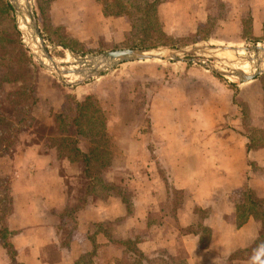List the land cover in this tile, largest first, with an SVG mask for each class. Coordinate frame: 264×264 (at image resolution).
<instances>
[{
	"label": "crops",
	"instance_id": "1",
	"mask_svg": "<svg viewBox=\"0 0 264 264\" xmlns=\"http://www.w3.org/2000/svg\"><path fill=\"white\" fill-rule=\"evenodd\" d=\"M11 1L0 0V38L5 30L13 40L6 56L0 50L3 61L24 43ZM110 2L118 3L34 0L33 15L44 43L108 51L131 27L123 14L107 13ZM154 13L160 35L176 42L264 40V0H163ZM118 66L94 87L26 85L37 99L33 120L0 156L13 252L0 240V264H255L264 241V74L233 82L190 59ZM71 94L96 97L107 118L111 155L91 179L83 163L56 159L35 135L34 121L43 116L54 128L51 114Z\"/></svg>",
	"mask_w": 264,
	"mask_h": 264
},
{
	"label": "rangeland",
	"instance_id": "2",
	"mask_svg": "<svg viewBox=\"0 0 264 264\" xmlns=\"http://www.w3.org/2000/svg\"><path fill=\"white\" fill-rule=\"evenodd\" d=\"M18 1L21 5H24L25 3V0H18ZM29 1H30L29 5L31 7V10L35 15L36 6L34 3V0H29ZM115 2H118V3L113 4L110 2L109 4H107V13L110 14L111 16L114 15V13L115 14L118 13L119 15L123 14L124 17L130 21L131 27H130V32L125 36L124 38L125 40L123 41V43L111 45L112 47L111 50H108V51L102 50L103 46H97V47H94L95 49H91V48H85L83 46H78V45H73L70 49H68V48H63L61 46L60 47L56 46L55 44H49L45 42V45L48 49L50 56L52 57L53 61L57 64V68L61 71V75H58L53 70L52 65L45 58L40 47L39 46L36 47L37 43L39 45V41L37 42L36 39L35 40L33 39V36L34 37L36 36L34 35L31 27H30L31 32L27 28L26 24H28V19L25 17L23 21H20L18 25H19V28L23 36V41H24L23 46L25 49L29 51V54L32 56L33 61H34L33 62L34 63L33 75L30 74L24 77L21 80L23 82L22 86L29 84L30 79L31 81L32 79H35V81L38 80L39 82L42 81L41 82L42 85L46 84V85H50L52 87H57L61 89H63L62 87H71V90H78V89H81V87L86 88V86L94 87L96 86V84L101 85L99 81H97V79L100 78L101 76L110 74V72H112L121 63L113 64V66H108V65L105 66L102 69L101 75L97 77H85V76H75V75L69 76V73L67 71L74 70V69L87 71L90 67L92 68L95 66L96 61L94 60L97 57H99L101 54L105 52H109V51H115V50L132 49V47H134L136 43L141 42V41H142L141 45L144 47L133 48V49H144V48H147L149 44L151 45L152 43L156 44V43H161V42L166 43V46L169 48L175 47L178 45L181 46L183 44L184 49L187 51H190L183 56L184 58L194 60L196 64H199L201 66L203 65L207 67L208 69H210L209 67L211 66L213 67V70L217 71V74H221L223 78H226V80H230L233 82H235L236 79L225 75L224 74L225 72L227 73L230 70L238 69L239 67H241L244 70V72H246L249 75L256 74V72L258 71V70L253 71L252 70L253 68L249 67L248 65H243V63L249 64L251 61L247 62V59L249 58L254 59L255 55L259 53V51H257V53L254 51L256 46H260L261 49L264 51V40L263 41L258 40L255 42L246 41V42L240 43L235 46L219 45V44L217 45V43H215L216 45L215 44L209 45V44H204V43L194 45V44H191V41H193V38H188V37L184 38L181 42H176L172 40L170 37L164 38L162 37V35H160V31L158 28L159 23L155 17L154 10H149L146 14V17H143L144 6L147 0H115ZM145 21L146 23H148L146 26H145ZM29 25H30V22H29ZM203 34H204L203 36L201 34L200 36L205 37V34H206L205 30L203 31ZM194 39H198V38H194ZM15 47H13L14 50H15ZM10 49L12 52V48ZM12 53L14 55L17 54L15 51H13ZM252 53L255 55H253ZM258 56H260V54ZM216 71H213V72H216ZM259 74H264V70H261ZM107 87L112 88V85L110 82H108ZM91 89L89 91H91ZM91 92H93V90ZM1 98H2V95L0 96V99ZM74 100H75L74 94L66 96L64 104H63V109H62V110L67 109V112L72 113L71 116H73L74 110H75V106H73ZM0 108H3V107L0 106ZM3 112H6V107L4 108ZM51 117H52V114H51ZM53 118H54V128L50 127L48 129L46 125L43 124V122L45 121V118L43 116H40L39 118V120L43 122L34 121L33 123L34 130L36 133L35 134L36 138L40 140L42 143H44L46 138H55L57 136L59 138V136H67V135L71 136L73 132L72 129H69V130H66V132H62L60 134L59 124L56 118L55 117ZM56 128L58 130H56ZM53 129L56 130V133L54 134L51 131ZM14 142H13V145H14ZM10 151L11 149L7 148L4 150V153L10 152Z\"/></svg>",
	"mask_w": 264,
	"mask_h": 264
},
{
	"label": "trees",
	"instance_id": "3",
	"mask_svg": "<svg viewBox=\"0 0 264 264\" xmlns=\"http://www.w3.org/2000/svg\"><path fill=\"white\" fill-rule=\"evenodd\" d=\"M163 0H147L144 6V15L149 10L156 9ZM148 23L145 21V26ZM16 31V30H15ZM1 36L3 46L0 44L2 55L6 56L9 52L5 50L7 44L11 41V35L3 30ZM17 39L19 33L16 31ZM0 38V40H1ZM13 41V40H12ZM11 41V42H12ZM17 54L10 56L8 61L0 60V104L6 107V112H0V156L4 155L5 149H12L13 142L17 141L20 127L31 125L29 121L33 120L30 115L31 106L37 102L31 87L20 86L13 87L27 75H33L34 61L29 51L24 48L18 39ZM138 42L133 48L144 47ZM14 44V43H13ZM144 45V44H143ZM21 46V47H20ZM149 46H154L152 43ZM147 46V47H149ZM20 47V48H19ZM10 59V60H9ZM10 61V62H9ZM117 66L110 74H113ZM32 77V76H31ZM128 89V88H127ZM75 106L74 114L67 112V109L53 114L58 124L60 134L66 130L72 129L71 136H58L55 138H46L44 143L46 149L53 154L56 159H67L73 162L83 163L82 171L88 177L99 175L105 169V161L110 157L111 139L105 133L107 118L105 111L101 108L96 97L89 95L83 100H78L75 96L73 102ZM67 112V113H66ZM21 130V128H20ZM57 138V139H56ZM86 143H85V142ZM109 156V157H108ZM92 183V182H91ZM98 180H96V184ZM8 181L0 180V240L7 249L9 255L13 258V252L10 245L6 242L7 231L5 221L12 211V201L9 195ZM88 191V189H87ZM90 193V190L87 192ZM79 203L73 205L71 211H77ZM73 212V213H74ZM263 223L264 235V211L259 214ZM259 244V245H258ZM255 248V264H264V241H260Z\"/></svg>",
	"mask_w": 264,
	"mask_h": 264
},
{
	"label": "water",
	"instance_id": "4",
	"mask_svg": "<svg viewBox=\"0 0 264 264\" xmlns=\"http://www.w3.org/2000/svg\"><path fill=\"white\" fill-rule=\"evenodd\" d=\"M12 5L15 11L18 14L22 15V11H20V7L17 6V4L14 2H12ZM25 9H26L25 15L27 14V18H29V22H30V27L33 30L34 35L38 38L40 49L42 50L45 58L52 65L53 70L58 75H61V71L57 68V64L53 61L52 57L50 56L48 49L39 33L33 12L29 5V0H27ZM254 51L255 52L259 51V47L256 46ZM188 52L190 51L173 50L170 48L122 49V50L109 51L97 57L94 60L96 61L95 66L92 68L90 67L87 71L75 69L68 73L75 74V76L97 77L101 75L102 69L107 65L113 66V64L133 62V61H145V60H165V61H184L185 60L186 61L187 59L184 58L183 56L187 54ZM247 62H250V61L247 60ZM209 68L213 70V67L210 66ZM213 71H216V70H213ZM260 71L261 70H258L256 74L245 75L237 69H232L227 73L225 72L224 74L230 77L237 78L240 82H245V81L253 79L255 76H257V74H259Z\"/></svg>",
	"mask_w": 264,
	"mask_h": 264
},
{
	"label": "bare ground",
	"instance_id": "5",
	"mask_svg": "<svg viewBox=\"0 0 264 264\" xmlns=\"http://www.w3.org/2000/svg\"><path fill=\"white\" fill-rule=\"evenodd\" d=\"M15 3H17L18 4V6L20 7V11H22V15H18L17 16V20H18V23H20V21H23V19L26 17L27 18V14L25 15V12H26V9H25V6H26V4H27V0H25V3H24V5H21L20 3H19V1L18 0H13ZM28 19V24H26V26H27V28L29 29V31H30V25H29V18H27ZM18 28H19V25H18ZM19 30H20V28H19ZM21 31V30H20ZM31 32V31H30ZM24 35H25V33H24ZM33 36V35H32ZM33 39L35 40L36 39V41L38 42V39L36 38V37H34L33 36ZM33 40V41H34ZM35 42V41H34ZM36 43V42H35ZM37 46H39L38 45V43L36 44V47ZM259 47V53L257 54V55H255V54H253V55H255V57H254V59L253 58H249V59H247L248 61H251L249 64L247 63H243V65H249L251 68H253L252 70L253 71H256V70H264V51L261 49V47L260 46H258ZM263 52H262V51ZM243 51V50H242ZM257 53V52H256ZM260 54V56H258ZM240 56V55H239ZM238 56V57H239ZM229 57V56H228ZM223 58V57H222ZM225 58V57H224ZM230 58V57H229ZM243 58V57H242ZM239 59V58H238ZM237 60V59H236ZM253 60V61H252ZM237 70H239V71H241L243 74H245V75H249V74H247L246 72H244V70L241 68V67H239ZM67 72H71V71H67ZM73 75H75V74H69V76H73Z\"/></svg>",
	"mask_w": 264,
	"mask_h": 264
},
{
	"label": "built area",
	"instance_id": "6",
	"mask_svg": "<svg viewBox=\"0 0 264 264\" xmlns=\"http://www.w3.org/2000/svg\"><path fill=\"white\" fill-rule=\"evenodd\" d=\"M75 70V69H74ZM69 71H72V70H69Z\"/></svg>",
	"mask_w": 264,
	"mask_h": 264
}]
</instances>
